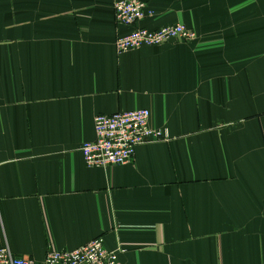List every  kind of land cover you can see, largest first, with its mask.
<instances>
[{
    "label": "crops",
    "instance_id": "obj_1",
    "mask_svg": "<svg viewBox=\"0 0 264 264\" xmlns=\"http://www.w3.org/2000/svg\"><path fill=\"white\" fill-rule=\"evenodd\" d=\"M0 0V245L36 263L101 236L121 264H264V0ZM196 34L118 54L135 26ZM164 135L89 167L98 113Z\"/></svg>",
    "mask_w": 264,
    "mask_h": 264
},
{
    "label": "built area",
    "instance_id": "obj_2",
    "mask_svg": "<svg viewBox=\"0 0 264 264\" xmlns=\"http://www.w3.org/2000/svg\"><path fill=\"white\" fill-rule=\"evenodd\" d=\"M114 17L117 23L133 25L152 11L143 0H115ZM196 34L181 22L158 29L135 26L115 39L118 54L143 45H156L172 39L191 41ZM147 108L98 113L93 118L94 138L82 142L80 151L86 166L105 167L126 164L133 160L136 147L164 135V131L149 123ZM120 249H108L101 236L70 249L48 248L40 263L24 255H16L9 244L0 245V264H121Z\"/></svg>",
    "mask_w": 264,
    "mask_h": 264
}]
</instances>
